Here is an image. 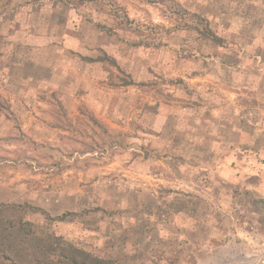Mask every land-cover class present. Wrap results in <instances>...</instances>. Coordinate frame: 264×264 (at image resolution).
<instances>
[{"label": "rangeland", "instance_id": "1", "mask_svg": "<svg viewBox=\"0 0 264 264\" xmlns=\"http://www.w3.org/2000/svg\"><path fill=\"white\" fill-rule=\"evenodd\" d=\"M251 161L264 0H0V204L43 233L118 264H264Z\"/></svg>", "mask_w": 264, "mask_h": 264}, {"label": "trees", "instance_id": "2", "mask_svg": "<svg viewBox=\"0 0 264 264\" xmlns=\"http://www.w3.org/2000/svg\"><path fill=\"white\" fill-rule=\"evenodd\" d=\"M203 33L216 45L222 43V39L214 35L205 24ZM26 210L40 211L29 205L0 204L2 261L9 264H118L113 260L95 257L65 242L60 236L43 233L37 225L24 220ZM69 214H62L54 220L62 222ZM44 216L51 220L46 214Z\"/></svg>", "mask_w": 264, "mask_h": 264}, {"label": "crops", "instance_id": "3", "mask_svg": "<svg viewBox=\"0 0 264 264\" xmlns=\"http://www.w3.org/2000/svg\"><path fill=\"white\" fill-rule=\"evenodd\" d=\"M251 139L253 140V138L251 137ZM254 153V152H252ZM254 155V154H252ZM246 157H250V156H246ZM251 158V157H250ZM253 166H257L256 164L253 165V161H251L250 165L248 166V171L250 173V178L254 179L255 181H258V185H261L262 188H264V164L259 167V169L257 168H251Z\"/></svg>", "mask_w": 264, "mask_h": 264}]
</instances>
